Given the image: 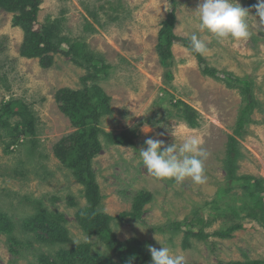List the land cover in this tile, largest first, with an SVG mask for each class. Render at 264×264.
<instances>
[{"label": "rangeland", "instance_id": "obj_1", "mask_svg": "<svg viewBox=\"0 0 264 264\" xmlns=\"http://www.w3.org/2000/svg\"><path fill=\"white\" fill-rule=\"evenodd\" d=\"M176 2L174 31L189 39L197 30L194 10L199 0ZM239 3L249 10L246 19L252 35L237 41L206 40L209 51L204 57L218 70L216 77L204 74V65L180 42L172 46V58H163L158 46L172 9L170 0H42L38 14L40 24L55 23L60 36L85 42L86 51L108 65L98 84L110 97L112 113L103 116L101 127L115 134L138 131L129 145L101 137L103 148L92 160L99 184L98 210L117 217L133 209L137 194L150 192L152 200L141 218H116L111 227L121 241L137 238L152 247H169L185 257L184 264L264 260V224L252 217L258 209L242 178L257 177L264 188V23L249 0ZM13 17L0 8V108L3 101H23L34 113L38 142L34 149L30 138L22 136L7 153L10 129L22 117L12 116L9 126L0 125V211L14 224L12 231L0 232V264H82L76 258L69 263L72 256L64 257L66 261L61 257L85 243L94 259L101 255L120 262L108 240L82 228L76 213L91 204L88 189L54 154V145L75 131L60 110L57 92L82 89L87 70L60 53L53 54L48 68L38 58L22 56L25 32L13 25ZM229 74L249 85L256 101L239 133L246 96L227 83ZM171 132L201 138L206 153L203 184L190 179L178 184L148 174L139 150L148 138L172 144ZM175 138L179 143V135ZM233 158L239 179L228 176ZM40 209L64 216L67 240H42V228L26 226ZM199 217L205 219V233L211 236L192 237L190 247L184 248L186 226L177 229L174 222ZM237 224L243 228L232 237L214 235ZM160 226L161 231L153 229Z\"/></svg>", "mask_w": 264, "mask_h": 264}, {"label": "trees", "instance_id": "obj_2", "mask_svg": "<svg viewBox=\"0 0 264 264\" xmlns=\"http://www.w3.org/2000/svg\"><path fill=\"white\" fill-rule=\"evenodd\" d=\"M170 1L172 9L163 23L160 33L162 43L158 46L164 59L173 57L171 50L176 42H180L190 48L189 39L179 37L174 31L177 2L176 0ZM256 2L255 0H249L251 6L255 5ZM41 3L42 0H0V8L14 13L13 25L22 27L25 32L20 50L22 56L29 59L38 58L41 66L48 68L54 63L53 54L60 53L70 57L74 63L87 70V75L83 77L84 86L82 89L62 88L57 92L56 100L60 103V110L70 119L75 131L65 135L54 145V154L65 166L74 171L78 181L83 183L88 189L87 196L91 204L78 209L76 213L82 228L89 234L97 233L100 237L108 240L120 257V262L115 261L111 257L101 255L94 259L88 254L89 244L87 243L79 244L64 252V256L61 258L65 260V258L72 256L73 260L68 261L69 263L74 262L76 258L82 264H149L151 260V255L148 251L149 242L140 241L137 238H130L126 241L119 240L111 227V222L116 218L120 220L127 217L141 218L145 204L152 200V194L147 191L140 192L134 197L131 211L122 212L119 216L114 217L97 208L100 202L99 184L92 169L93 158L103 148L102 136L111 144L129 145L133 144L138 131L133 128L115 134L114 132H107L101 127L103 116L112 113L109 103L110 97L98 84L99 80L103 78L102 76L105 75L108 65L103 63V61L95 60L94 56L86 51L88 46L85 42L60 36L57 33L58 26L55 23L40 24L38 14ZM253 10L255 11L254 8ZM195 55L199 63L204 65V74L216 77L218 70L208 64L204 55ZM227 80L231 87H239L242 94L246 96V106L236 129V132L239 133L244 127L247 113L254 108L256 101L250 86H244L245 84L243 85L241 79L234 78L229 74ZM15 115H20L22 119L10 129L13 136L6 145V152H12V145L20 143L22 136L30 138L28 142L35 149L38 139L36 137V120L33 111L21 100L3 101L0 108V125L9 126V118ZM234 140H236L235 137L231 136V143ZM231 146L233 151L236 152L235 154H237L234 144ZM235 159H231L228 164V176L230 179L240 178L236 175ZM242 178L246 182L244 188L250 190L249 196L255 200L253 202L254 207L258 209L256 213H253L252 217L261 220V223L264 224L263 180L257 177ZM72 203L74 204V202ZM204 225L205 219L203 217L197 219L187 218L183 222H174V226L177 229L186 226V235L183 241L184 248L190 247V238L192 237L208 239L211 236L210 233H205ZM26 226L42 228L44 232L42 240L53 242L67 240L65 218L56 211L40 209L32 220L26 221ZM197 226H200L198 230L195 229ZM13 227L14 224L11 218L5 212L0 211V232H10ZM242 228V224H237L225 231L215 232L214 235L220 238H228L232 237L233 232L237 229ZM153 229L161 231L163 228L160 226ZM49 264L53 263L49 261ZM221 264H264V260L229 261Z\"/></svg>", "mask_w": 264, "mask_h": 264}, {"label": "clouds", "instance_id": "obj_3", "mask_svg": "<svg viewBox=\"0 0 264 264\" xmlns=\"http://www.w3.org/2000/svg\"><path fill=\"white\" fill-rule=\"evenodd\" d=\"M255 16L264 23V0H257L252 6ZM197 30L189 37L190 51L205 55L208 51L206 40L211 37L218 42L246 40L251 37L247 16L249 10L242 7L239 0H199L194 10ZM165 145L161 139L148 138L146 147L139 150V158L149 175L157 180H174L183 183L190 179L194 184L205 182L202 158L206 153L202 149V140L196 134L179 135L180 142ZM159 242V241H158ZM160 243V242H159ZM161 244V243H160ZM162 245V244H161ZM151 264H184L185 257L173 253L166 246H149Z\"/></svg>", "mask_w": 264, "mask_h": 264}]
</instances>
